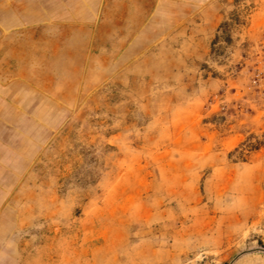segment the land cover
Segmentation results:
<instances>
[{"label":"rangeland","instance_id":"1","mask_svg":"<svg viewBox=\"0 0 264 264\" xmlns=\"http://www.w3.org/2000/svg\"><path fill=\"white\" fill-rule=\"evenodd\" d=\"M71 10L85 85L0 133V264H264V0Z\"/></svg>","mask_w":264,"mask_h":264},{"label":"crops","instance_id":"2","mask_svg":"<svg viewBox=\"0 0 264 264\" xmlns=\"http://www.w3.org/2000/svg\"><path fill=\"white\" fill-rule=\"evenodd\" d=\"M83 3L84 0H0V133L12 131L11 126L19 127L20 118L30 130V119L36 115L30 102L36 99L37 86L46 97L57 85L65 86L66 92L68 76L80 77L82 88L85 85L89 51L85 57L81 51L73 71H67L68 47L85 33L82 27L69 28V16L78 19V10L69 12V6ZM96 34L93 26L91 44ZM4 142L1 138L0 148Z\"/></svg>","mask_w":264,"mask_h":264},{"label":"trees","instance_id":"3","mask_svg":"<svg viewBox=\"0 0 264 264\" xmlns=\"http://www.w3.org/2000/svg\"><path fill=\"white\" fill-rule=\"evenodd\" d=\"M233 17L231 18V22H225L221 25V29H224V28H227V27H230V26H233L235 24H242V19L240 17V14L238 13H234L232 15ZM227 35V34H226ZM227 38L226 41H230V36L228 34V36H225ZM221 36H217L216 39L214 40L213 42V50H214V47L217 45V40H220ZM261 148H264V138L263 139H259L258 137L256 136H252L249 140H247V142L243 145V149L242 151L240 152L241 156H244L246 154V152H251V151H256V150H259ZM224 264H227V263H224Z\"/></svg>","mask_w":264,"mask_h":264}]
</instances>
